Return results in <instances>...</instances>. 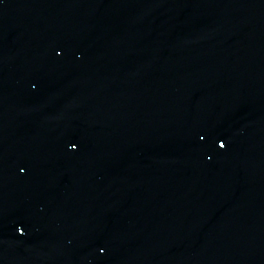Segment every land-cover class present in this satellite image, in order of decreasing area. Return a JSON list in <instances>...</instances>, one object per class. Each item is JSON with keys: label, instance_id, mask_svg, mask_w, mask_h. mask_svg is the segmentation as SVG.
Instances as JSON below:
<instances>
[{"label": "water", "instance_id": "1", "mask_svg": "<svg viewBox=\"0 0 264 264\" xmlns=\"http://www.w3.org/2000/svg\"><path fill=\"white\" fill-rule=\"evenodd\" d=\"M36 1L114 113L187 264H264V0Z\"/></svg>", "mask_w": 264, "mask_h": 264}, {"label": "snow or ice", "instance_id": "2", "mask_svg": "<svg viewBox=\"0 0 264 264\" xmlns=\"http://www.w3.org/2000/svg\"><path fill=\"white\" fill-rule=\"evenodd\" d=\"M56 55L59 56V55H60V52H56ZM200 139H204V137L201 136ZM71 147H72L73 149H75V148H76V145H75V144H72ZM219 147H220V148H223V147H224V144H223V143H220V144H219ZM21 171H23V169H21ZM21 234H22V232H21Z\"/></svg>", "mask_w": 264, "mask_h": 264}]
</instances>
